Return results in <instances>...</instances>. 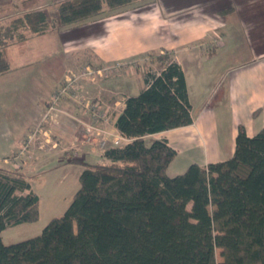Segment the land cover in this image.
Returning <instances> with one entry per match:
<instances>
[{"label":"trees","instance_id":"16d2710c","mask_svg":"<svg viewBox=\"0 0 264 264\" xmlns=\"http://www.w3.org/2000/svg\"><path fill=\"white\" fill-rule=\"evenodd\" d=\"M40 1L19 0L0 24V74L13 43L141 0H62L51 17ZM152 57L160 72L145 71L144 88L116 118L130 141L97 163L77 162L80 188L41 235L4 244L7 228L39 220L40 199L21 167L0 163V264H264V127L249 137L240 126L230 159L168 176L176 151L148 137L191 125L193 113L182 67L172 54Z\"/></svg>","mask_w":264,"mask_h":264},{"label":"crops","instance_id":"0c3cea01","mask_svg":"<svg viewBox=\"0 0 264 264\" xmlns=\"http://www.w3.org/2000/svg\"><path fill=\"white\" fill-rule=\"evenodd\" d=\"M18 1L0 0V24L17 13ZM40 2L38 8L44 9L45 3ZM221 49H230L228 61L233 62V54L242 58L219 77L212 91L203 89L204 96L212 92L207 101L195 102L188 69L195 68L200 80L209 79L210 65L223 54ZM3 53L10 70L0 74V160L20 154L26 135L38 126L47 142L55 138L69 146L79 142L82 126L90 124L91 119L72 99L62 101L54 118L43 122L48 103L67 72L164 53L172 54L185 73L193 113L191 125L148 137L149 141L166 140L176 151L168 176L183 174L194 163L206 167L230 159L240 126L246 128L249 137L264 127V0H141L90 22L13 43ZM127 78L125 74L119 78L123 86ZM199 84L206 86L204 82ZM97 87L87 90L96 93ZM132 92L125 94L122 103H115L121 106L114 115V126ZM113 101L109 95L104 109L112 112ZM86 151L82 155L88 162H95L102 152L95 144L87 146ZM22 160L27 174L36 175L33 173L40 169L39 177L45 176L46 183L48 179L56 192H62L48 199L49 218L63 215L80 188L83 168L77 162L81 159L64 163V155L59 154L52 164L41 160L35 164L27 157ZM39 199L41 213L42 197Z\"/></svg>","mask_w":264,"mask_h":264},{"label":"rangeland","instance_id":"374dc122","mask_svg":"<svg viewBox=\"0 0 264 264\" xmlns=\"http://www.w3.org/2000/svg\"><path fill=\"white\" fill-rule=\"evenodd\" d=\"M42 1V0H41ZM41 3V2H40ZM39 3V4H40ZM43 3H45V10L48 14V17H51V13L55 11V3L52 2V0H43ZM37 4V7L39 6ZM105 15L108 14V12L104 13ZM104 14L101 15L104 17ZM97 18V17H96ZM93 18V19H96ZM93 19L88 20V22L92 21ZM223 54L219 56L213 63H211L212 68V74L209 79L207 80H200L198 79V76L195 73V68H189L188 69V81H189V88L190 93L193 97L195 102H202L207 101L212 92H209L206 94V96L203 95V89L212 91L211 87L213 88L217 83L220 81L219 77L226 73L227 69L230 68L232 65H234V61L237 59H241V56L238 55H231L233 62L228 61L229 55L228 52L230 49H221L220 51H223ZM155 56V55H153ZM230 56V57H231ZM116 63H121V66H118ZM199 66V64H198ZM96 67V69H99L98 71H101L100 73H92L90 74L89 70H93L92 68ZM106 68V69H105ZM151 69L154 73H159L161 70V64L158 61H154V58L152 56L139 61H131V62H124V61H115L111 63H104V64H97L94 66H83L77 71L74 72H67V75L65 76L63 83L55 90L57 93L59 90L62 92H65L64 94L60 95V99L56 101V95L55 93L52 95L50 102L48 103V107L46 108V113H48L47 122H50L54 118V114H56V111L59 109L60 104L65 99H72L75 101L78 105L79 111L86 116H88L91 119V123L87 125H83L82 132L80 134V140L79 144H73L72 146L67 143L61 142L58 138L55 140H49L46 141L45 138H43V135L41 134V128L39 129V126L32 129L28 134L26 135V139L22 144V147L20 149V152L23 148L26 149L25 153L22 154H14L10 156L9 158H4L0 160V163H5L10 168L16 169V168H22L23 172L28 176L30 181L34 183V186L36 187L37 194L42 197V205H41V213L40 218L37 222L33 223L32 225H22L17 226L14 228H7L6 231L2 234V240L4 244L11 245L15 243H19L25 240L32 239L34 237H37L41 235L44 228L47 226V224L53 219L49 218L51 217L49 215L51 210V203L50 196L54 197L55 195H60L62 192L59 190L57 191V188L54 187L53 184L50 183V181L47 179L46 183V177L40 176L39 172L40 169H36L33 174L36 175H29L27 174V168L26 164H23V160H21L20 155L27 157L28 160L32 163H37L38 161H48L51 162V164L57 159V156L59 154L64 155V163H71L74 159H81L78 161H84V155L86 154V147L92 145V142H94L95 138L92 136L91 129L94 126H98L99 128H106L109 131L114 133V115L118 112L117 109L120 108L121 105H115L116 102H123L124 97H126L127 93H130L132 90L133 95H137L140 93V91L144 88V73L146 70ZM126 75L127 78V84L126 86H123L121 81H119V78H121L122 75ZM224 76V75H223ZM222 76V77H223ZM218 81V82H217ZM199 82L202 84L203 82L206 83V86H200ZM91 86H98L96 93L88 91ZM120 87V88H119ZM201 87V88H200ZM126 94V95H125ZM55 95V96H54ZM111 96L113 98L112 105L115 106L111 109L112 112L109 111L108 118L109 122L103 124L102 122L99 123L96 121V119L91 115L90 111H87V104H96L100 105V107L103 110L104 109V101L108 98V96ZM115 98V99H114ZM119 106V108H118ZM46 117V114L44 118ZM43 118V119H44ZM46 123V122H45ZM38 135H37V134ZM115 134V133H114ZM30 138H33L32 141H29ZM113 136H111V139ZM49 153H45L48 152ZM87 152V151H86ZM43 153V154H41ZM45 153V154H44ZM78 154V155H77ZM63 159V158H62ZM101 161L100 156L95 157V162L97 163ZM23 165V166H22ZM38 172V173H37ZM31 174V173H30ZM80 185V184H79ZM61 203V202H60ZM59 203V204H60ZM211 211H214L213 208H211ZM57 216V217H61ZM218 259L221 260L220 256L218 255Z\"/></svg>","mask_w":264,"mask_h":264},{"label":"built area","instance_id":"2783aa9c","mask_svg":"<svg viewBox=\"0 0 264 264\" xmlns=\"http://www.w3.org/2000/svg\"><path fill=\"white\" fill-rule=\"evenodd\" d=\"M118 66H121V63H116ZM93 70H89L90 74L92 73H100L101 71H98L99 69H96V67L92 68ZM106 69V68H105ZM65 92H62L61 90H59L57 93L55 92V97H56V101L58 99H60V95L64 94ZM87 111L91 112V115L96 119V121H98L99 123H108L109 122V118H108V110H102L100 105H96L93 103H89L86 106ZM48 117V113H46V117L44 118L43 122H46ZM114 125V124H113ZM115 130H118L116 128V125L114 126ZM40 129V128H39ZM91 133L92 136H94L95 140L94 142H92V144H95L100 150H105L106 148L113 146V147H119V146H123L125 144H127L130 140L126 137H124L119 131H116L117 133H113L111 132V130L109 131L106 128H99L98 126H94L91 129ZM37 134V133H36ZM38 135V134H37ZM111 136H113V138L111 139ZM33 138H30L29 141H32ZM26 151L25 148H23L20 152V154H24ZM20 155L21 160L24 156Z\"/></svg>","mask_w":264,"mask_h":264}]
</instances>
